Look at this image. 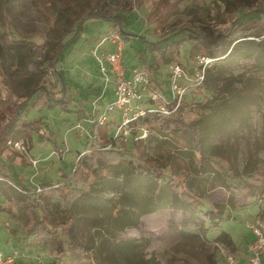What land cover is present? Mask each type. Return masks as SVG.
Instances as JSON below:
<instances>
[{
  "label": "rangeland",
  "instance_id": "374dc122",
  "mask_svg": "<svg viewBox=\"0 0 264 264\" xmlns=\"http://www.w3.org/2000/svg\"><path fill=\"white\" fill-rule=\"evenodd\" d=\"M87 1L0 0V81L3 86L12 90L14 98L31 93L38 85L44 86L52 101L65 97L64 104L48 103L37 99L39 93L34 94L26 101L12 129L0 137V170L19 188L14 189L12 185L13 189L5 187L0 192V252L7 254L11 249L18 250L20 256L15 264H37V257L44 264V257L53 256L50 248L24 250V245L19 243L33 197L31 193L30 199L26 198L21 188L33 192L36 187L39 195L40 186L62 184L71 175L76 161L83 157L82 152L98 148L102 136L108 132V137H112L119 124L118 111L112 113L115 125L109 123L94 129L91 119L95 110L101 112L115 100L111 84L103 90L92 52L106 32L116 25L87 22L76 40L68 43L58 55L54 68L63 77L60 81L42 66L47 42L56 39L61 24L73 13L75 5H85ZM135 1L142 2V6L123 15L125 20H122L125 32L130 34L124 40L123 50L126 78L131 77L132 69L141 68L143 60L139 61L138 51H145L148 44L157 41H162L158 44L162 48L177 43L178 55L172 62L188 72L195 57L205 53L200 43L182 41L183 37L198 33L212 46H233L234 36L229 32L237 23L236 7L264 10V0ZM109 2L116 9L125 6L124 0ZM262 21L264 15L260 21L253 20L237 29L240 28L239 32L261 31ZM248 39L254 40L251 56L231 64L219 60L209 68H216L213 72L219 89L213 90L211 83L207 90L197 89L198 85L182 80V85L187 86L180 103L182 118L190 130L201 137L199 150H193L195 140L187 143L171 135H168L170 144H167L153 122L144 126L145 137L131 150L143 161L159 164V170L175 183L191 174L195 179L190 181L191 191L206 202L224 207L223 215L212 212L209 221L197 219L184 228L185 214L167 209L141 217L137 227L116 233L115 239L109 238V231L99 224L92 228L83 225L88 221L79 220L76 239L91 247L81 256V263L227 264L229 255L238 264L247 263L243 251L254 239L251 227L264 222V51L257 48L264 47V35ZM100 49L105 51L111 47L106 43ZM144 51L142 55L149 56L150 52ZM169 65L151 73L162 80L161 90L166 92L167 98L170 95ZM3 124L0 123V131ZM31 124H36L39 131L32 132L28 140L20 131L25 130L24 125ZM130 132L135 135L137 131ZM18 134L22 136L19 138ZM121 141L131 143L127 136ZM185 151L189 154L185 155ZM201 158L205 159V166L198 171L195 164L198 165ZM249 161L256 163L252 165V178L242 177L235 186L231 183L234 175H243V168ZM83 171L89 186L92 178ZM242 189L249 190L253 198L248 205L239 207L242 200L238 197L246 193ZM102 196L116 200L120 194L108 189ZM204 199L201 210L207 206ZM34 205L42 207L39 198ZM81 213L97 221L107 211L102 206L90 213ZM54 217L60 222L64 220L59 212ZM222 232L229 235L234 243L232 248L217 242ZM116 243L126 245L122 255L114 251Z\"/></svg>",
  "mask_w": 264,
  "mask_h": 264
},
{
  "label": "trees",
  "instance_id": "16d2710c",
  "mask_svg": "<svg viewBox=\"0 0 264 264\" xmlns=\"http://www.w3.org/2000/svg\"><path fill=\"white\" fill-rule=\"evenodd\" d=\"M124 2L125 6L122 9L114 8L109 0H88L85 5H75L73 13L66 17L61 24L56 39L47 42V49L42 62L43 68L48 70L51 75L54 73L59 81L63 79L60 73L55 70L54 64L61 50L68 43L76 40L87 22H105L110 27L116 25L114 29H117L123 40H127L130 34L124 30L122 20L125 19L123 15L140 8L142 2H136L135 0H124ZM236 15L237 23L229 32V35L233 34L232 36H234L232 39L235 41L233 46L230 44L224 47L222 45L212 46L198 33H195V36L188 35L187 38L183 37L181 40L200 43L205 55L216 59L215 62L223 60L231 64L245 59L251 56L253 51L254 40H249L248 38H259L264 35V21L261 22V31L239 32L240 28L237 29V27H243L253 20L260 21L261 15H264V10H250L244 6H237ZM108 32H106V35H108ZM161 42L150 43L145 47V51L142 50L137 53L139 61L142 62L143 60L140 66L141 69L146 71L151 82L156 83L160 89L163 84L162 80L151 76V73L157 72L163 65L173 63V59L178 55L177 43H172V46L167 45L162 48L160 45L158 46ZM257 48H259V51H264V47L257 46ZM143 51H149V56L146 53L145 56L142 55ZM214 70H216L215 67L205 72L204 80L197 86V89L207 90L209 83L214 86L213 90L219 89V81L216 80ZM162 92L166 95L165 91ZM36 93H39L37 99H43L45 102L65 103L64 96L52 101L43 85H38L31 93L14 98L12 90L5 88L0 81V123H5L1 125L0 137L6 132L8 134L19 118V113L26 101L31 97L33 98ZM182 114L181 106L175 111H173L172 107V113L169 116L154 115L139 121V123L144 127L153 122L161 136L164 137V141H167V144H170V141L167 140L168 135L179 137L187 143L192 142L190 140H195L196 145H194L193 150L197 151L200 148L202 139L190 130L189 125L183 120ZM23 128L25 130L20 131V133L25 135L28 140H31L32 132L39 131L36 124L24 125ZM13 130L16 132V127ZM136 131V136L132 132L127 135L131 140L130 145L126 141L122 143V141L119 142L114 139V134L112 137H108L107 132L105 136H102L98 148L94 149L92 147L90 151H87L88 153L82 152L84 153L83 157L81 160L76 161L71 175L66 177L62 184L47 183L40 186L42 189L39 195L36 194V187L33 192L29 189L21 188L28 199H30L29 194L33 193V197L29 202L30 212L29 214L27 213L28 218L19 241V243L24 245V250L30 249L34 251L50 248L53 256L44 257V262H46L44 264H85L81 263L80 258L85 250H90L91 247L76 239L79 220L82 223L88 221L89 223H84L83 225L88 224L92 228H96L97 224H99V226L109 231L107 232L109 238L115 239L116 233L137 227L141 217L167 209L185 214L184 224H182L184 228L189 224H193L197 219H202L205 222L209 221V216L212 212L223 215L224 207H218L213 203L206 202L202 196L191 191L190 181H195L191 174L184 176L180 183H175L172 178L159 170V164L154 165V163L143 161L140 156H134L131 150L137 146V142L141 141V139H137L141 135V131ZM21 134H18L19 138ZM184 154L188 155L189 153L185 151ZM14 160L16 161V159ZM204 160V158H201L199 164H195V168L198 171L204 168ZM255 164V162H247L243 168V175H234L231 183L238 186L242 177L252 178L254 169L252 165ZM83 170H86L88 177L92 178L89 181V186L88 178L84 176ZM5 187L19 189L0 170V192ZM229 187L228 185L227 188L229 189ZM108 189L117 190L120 194L118 199H104L102 192ZM242 190L246 193L243 194L242 198L238 197L239 201L242 200L239 207L248 205L249 200L253 198L249 190ZM1 197L0 193V199ZM38 198L42 202V207L39 208L34 205V201ZM202 199L207 205H204L206 209L203 210L200 208V205L203 204L201 202ZM229 199L231 200V197ZM107 202L109 206L106 207ZM102 206L107 211V214L100 217L97 221H91L81 213V211L85 212L83 214L90 213L94 209H100ZM57 212L61 213L64 218L61 222L54 217ZM182 234H187L189 237L194 236L186 232H182ZM203 234H205L204 231ZM62 236L65 237L64 241ZM216 240L226 247L232 248L234 244L229 235L224 232L220 233ZM125 246L124 243H116L113 245V249L119 255H122ZM38 259L37 257L36 260ZM261 263L264 264V259L262 258Z\"/></svg>",
  "mask_w": 264,
  "mask_h": 264
},
{
  "label": "built area",
  "instance_id": "2783aa9c",
  "mask_svg": "<svg viewBox=\"0 0 264 264\" xmlns=\"http://www.w3.org/2000/svg\"><path fill=\"white\" fill-rule=\"evenodd\" d=\"M109 44L110 50L100 49L104 44ZM124 40L120 37L117 29L108 32V35L101 38L98 45L92 52L97 63L100 80L103 90L112 85L115 100L107 105L101 112L95 110L91 116L93 128L98 129L108 123L115 125L112 116L118 111L119 124L115 127L114 139L121 141L131 130H140L142 133L137 139L146 135V129L139 121L154 115L169 116L181 103L187 86L182 85V80L199 85L203 82L205 72L213 65L216 59L207 55H197L193 67L188 72L178 65L172 63L168 67L169 92L167 98L156 83L151 82L149 75L141 68L131 71V77L126 78V70L123 65ZM100 99L96 100V103ZM78 128L79 126H75ZM253 241L247 245L246 264H261V257L264 255V222H258L251 227ZM20 252L11 249L9 253L0 252V264H15ZM37 264H43L40 259ZM227 264H238L231 255L226 257Z\"/></svg>",
  "mask_w": 264,
  "mask_h": 264
},
{
  "label": "crops",
  "instance_id": "0c3cea01",
  "mask_svg": "<svg viewBox=\"0 0 264 264\" xmlns=\"http://www.w3.org/2000/svg\"><path fill=\"white\" fill-rule=\"evenodd\" d=\"M132 70H133V69H132ZM112 90H113V88H112ZM113 95H114V94H113ZM180 216H181V215H179V217H180ZM243 253H246V252L243 251ZM246 255H247V254H246ZM261 258L264 259V257H261Z\"/></svg>",
  "mask_w": 264,
  "mask_h": 264
}]
</instances>
